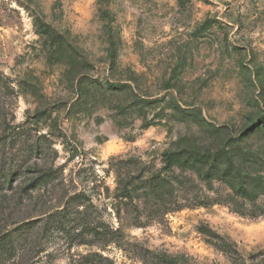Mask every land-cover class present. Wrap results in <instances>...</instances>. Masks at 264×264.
<instances>
[{"label": "rangeland", "instance_id": "1", "mask_svg": "<svg viewBox=\"0 0 264 264\" xmlns=\"http://www.w3.org/2000/svg\"><path fill=\"white\" fill-rule=\"evenodd\" d=\"M243 133L264 0H0V264H264V196L163 170Z\"/></svg>", "mask_w": 264, "mask_h": 264}, {"label": "trees", "instance_id": "2", "mask_svg": "<svg viewBox=\"0 0 264 264\" xmlns=\"http://www.w3.org/2000/svg\"><path fill=\"white\" fill-rule=\"evenodd\" d=\"M258 129L260 126L252 124L248 131ZM247 136L244 133L237 137L230 135L220 146L205 144L183 152L167 150L162 154L163 170L195 169L199 180L216 181L225 186L231 205L239 211L237 207L253 205L264 196V155L244 151ZM156 180H161L160 175L152 179ZM208 200H199L197 205H205ZM226 249L224 253L235 252H231L229 246Z\"/></svg>", "mask_w": 264, "mask_h": 264}]
</instances>
